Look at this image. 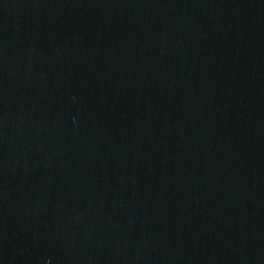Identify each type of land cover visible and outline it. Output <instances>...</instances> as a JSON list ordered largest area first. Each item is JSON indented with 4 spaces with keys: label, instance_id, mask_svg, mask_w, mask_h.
<instances>
[{
    "label": "water",
    "instance_id": "water-1",
    "mask_svg": "<svg viewBox=\"0 0 264 264\" xmlns=\"http://www.w3.org/2000/svg\"><path fill=\"white\" fill-rule=\"evenodd\" d=\"M0 264H264V0H0Z\"/></svg>",
    "mask_w": 264,
    "mask_h": 264
}]
</instances>
